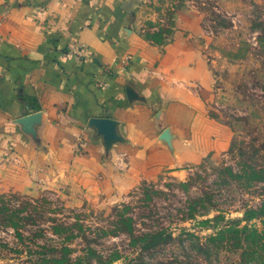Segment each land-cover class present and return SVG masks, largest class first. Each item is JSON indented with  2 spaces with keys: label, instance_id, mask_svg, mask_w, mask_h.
<instances>
[{
  "label": "crops",
  "instance_id": "crops-1",
  "mask_svg": "<svg viewBox=\"0 0 264 264\" xmlns=\"http://www.w3.org/2000/svg\"><path fill=\"white\" fill-rule=\"evenodd\" d=\"M155 14L140 0H0V194L102 200L233 146L206 106L208 55L183 21L155 43Z\"/></svg>",
  "mask_w": 264,
  "mask_h": 264
},
{
  "label": "rangeland",
  "instance_id": "rangeland-1",
  "mask_svg": "<svg viewBox=\"0 0 264 264\" xmlns=\"http://www.w3.org/2000/svg\"><path fill=\"white\" fill-rule=\"evenodd\" d=\"M140 1L164 21L155 43L183 21L208 55V113L235 143L102 200L0 194V264H264V0Z\"/></svg>",
  "mask_w": 264,
  "mask_h": 264
},
{
  "label": "built area",
  "instance_id": "built-area-1",
  "mask_svg": "<svg viewBox=\"0 0 264 264\" xmlns=\"http://www.w3.org/2000/svg\"><path fill=\"white\" fill-rule=\"evenodd\" d=\"M130 60H131V58H126L125 60H123V62H122V67L125 68V67L129 64ZM106 74L111 75V70L108 69V70L106 71ZM104 86H105V85H104Z\"/></svg>",
  "mask_w": 264,
  "mask_h": 264
},
{
  "label": "trees",
  "instance_id": "trees-1",
  "mask_svg": "<svg viewBox=\"0 0 264 264\" xmlns=\"http://www.w3.org/2000/svg\"><path fill=\"white\" fill-rule=\"evenodd\" d=\"M262 207L261 208H263L264 207V203H263V205H261ZM255 213V211H251L250 213H247V214H254Z\"/></svg>",
  "mask_w": 264,
  "mask_h": 264
}]
</instances>
